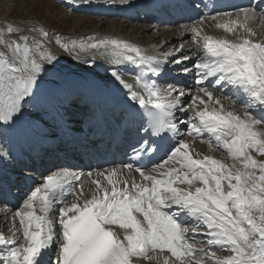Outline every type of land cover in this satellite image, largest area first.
<instances>
[{
  "label": "snow or ice",
  "instance_id": "snow-or-ice-1",
  "mask_svg": "<svg viewBox=\"0 0 264 264\" xmlns=\"http://www.w3.org/2000/svg\"><path fill=\"white\" fill-rule=\"evenodd\" d=\"M261 5L264 0H249L234 14L212 17L216 28L235 39L202 36L199 26L185 27L202 56L182 55L183 45L149 55L124 39L96 38L71 47L56 40L75 59L92 49L102 57L111 54L106 71L122 90L127 114L140 117L139 139L130 145L132 163L95 170L90 198L80 183L83 172L61 167L43 175L13 213L19 227L11 237L0 233V264H264V38L257 39L249 24L258 18V8L264 19ZM203 23L201 17L198 24ZM59 35L44 26L0 28V127L19 126L22 132L38 127L46 108L42 74L58 71L57 56L45 42ZM169 61L192 63L182 72L195 73V93L160 85ZM127 64L152 78L138 74L134 83L126 81L120 66ZM217 90L248 107L242 113L226 110ZM29 107L34 119L24 121ZM181 127L194 138L208 134L209 148L226 152L231 163L194 157L189 141L180 138ZM165 138L161 162L152 163ZM145 153L150 168L139 163ZM11 158V149L0 146V161ZM68 196L73 198L65 202ZM214 248L227 255L217 256Z\"/></svg>",
  "mask_w": 264,
  "mask_h": 264
},
{
  "label": "rangeland",
  "instance_id": "rangeland-1",
  "mask_svg": "<svg viewBox=\"0 0 264 264\" xmlns=\"http://www.w3.org/2000/svg\"><path fill=\"white\" fill-rule=\"evenodd\" d=\"M93 1H97V2L90 4ZM119 1L120 0H89V3H84V0H14V1H12L13 3L11 2L10 4H7L9 17H4L3 15H0V28L6 27L8 23H12L14 25H20V26H23L25 28L33 27V26L39 28L40 26H44L46 28V30L49 31V33H52V32L60 33L59 36H50L49 40L45 42L46 46L48 49H50L57 56L56 68L58 70H66V69L71 70L72 69V73H74L75 75L80 70H82L83 67H84L83 69L87 68V69L93 70V69H96V68L101 66V69H104V66L106 67L107 65H109L108 61H109V59H111V54H109L108 52H105L104 56L102 57L99 54V52L92 49L91 50L92 53L80 52V58L75 59L74 58L75 53L70 55L69 52L64 51L60 47V45L56 44V40H60L64 43H68L69 47H71L73 42H75L77 45H79L81 43H84V44L94 43L93 41L97 37L96 34H94L95 32L100 33V35H99L100 37H105L107 35L112 36V35H109V32L114 31V33H115L114 38H116V39H127V41L132 42L131 40H133V37H134L135 38L134 42L136 44L141 45L142 46L141 48H143L144 50H146L148 52L163 53V52L172 51L173 49H176L178 46V43H176L177 41H173L175 39L181 40L182 43L180 44V46L183 45L184 53H186L185 56H193L194 55L195 51L191 50L190 42H191L193 47H195L197 50H199V48L193 44V40H192L193 33L188 32L187 38H183V36L178 38L177 36L182 31H184L185 27L192 28L193 26H199L201 28L200 24L198 25L200 18L197 20H191L187 23H181V24L179 23L177 25L173 24V26L172 25H170V26H168V25L167 26L157 25L154 28H151V26H149L148 23H139V22L130 23V21H128V19H126V18L123 19V18H120L118 16H102L99 14H93L94 7L92 5H95V4L100 5L98 2H102V3H108V4L111 3L114 5V7L120 8L119 5H117ZM1 3H2V0H0V5H1ZM83 4H89L88 7L91 8L89 10L92 13H85V12L81 11L80 7ZM108 9H110V8H108ZM257 10H258V12H257L258 18L255 19V22H254L256 28H258L259 25H262V27L264 26V23H262L264 20L262 19L263 21H261L259 18L260 10L259 9H257ZM234 12H232V13H234ZM95 13H98V12L95 11ZM136 13H138V12L136 11ZM212 17H214V16H207L206 19H208V18L212 19ZM206 19L204 18V21ZM82 20H85L86 22L81 23ZM79 24H81V27L78 26ZM101 24H103V27L99 28ZM179 25H180V27H178ZM77 28H78V30H77ZM118 28L119 29L122 28L123 34L119 31ZM89 31H91V33ZM141 31H143V33L140 36ZM205 32L208 33L206 35L212 34V36L214 35V37L216 35L215 34L216 32H214V34H213V32L210 31V29H205V30L201 29V35L202 36L205 35ZM89 34L94 36V39L92 37L86 39L85 36H87ZM174 34H176L175 35L176 37L172 36ZM160 36H162L163 41L165 39H167V41H165V42H168V43H164V45H161V43H158L160 41ZM261 36H263V38H264V35L261 34ZM37 37H38V34H37ZM130 37H132V38L130 39ZM136 37L140 38L141 40L137 39ZM200 43H202V41H200ZM173 47H175V48H173ZM199 51H201V50H199ZM81 60H83L82 61L83 64L79 63ZM100 63H104V64L101 65ZM96 64H97V67H96ZM83 65H85V66H83ZM128 65L122 66L123 69H126V71H127ZM107 68L108 67H106V69ZM105 70H104V73L106 72ZM92 72H94V71H92ZM56 73H59V72H56ZM166 76H167V73L163 74L161 76L162 78L159 79V82H162V80L164 81L166 79L169 80V78H171L168 76H167L168 77L167 78ZM122 77L128 82L134 83V79L131 76V74H129V75L122 74ZM110 79L113 80V78L111 76H110ZM160 85H162L164 87L168 86V84H163V83H160ZM177 88H179V87H177ZM183 90L186 92L191 91L192 93H195L196 92L195 91L196 90L195 82L192 83L188 88H183ZM221 93H222L221 91H219V92L217 91V92H215V95L220 96L222 99L226 100L229 105L232 106L234 99L229 97L227 92L225 93L226 94L225 96L220 95ZM225 97H227V98H225ZM184 103H186V105H184L185 108L189 107L191 104V97H188L187 99H185ZM200 107H203V105H201ZM235 107L237 108L236 110H238V112L240 113L241 110L238 109L237 106H235ZM27 110H29V108ZM242 110H243V108H242ZM191 114H192L191 112L188 113L189 116H191ZM187 118L188 117H186V116H180V119H187ZM40 121L43 124L45 123L42 120H40ZM204 135L201 138L195 137L196 138L195 139L193 136H190L188 134V130L186 128H184V129H182V134H181L180 138L188 140L189 145L192 146L193 152H195L197 155V154L205 153L209 147L208 144L210 142V137L208 134H204ZM213 140H214V138H213ZM6 143L7 142H4V144H6ZM211 152L213 153L212 156H214L217 159H221V160L227 159L226 152H224L220 149H214V150L211 149ZM227 162L231 163V160L227 159ZM103 170H105V169H103ZM93 175L95 176V171H93ZM89 182H90L89 177H86V176H84L80 182L83 185L85 193H87V194L92 192V189H93L92 186H94V185H92L91 187H89V185H88ZM34 185L37 186L36 184H34ZM32 190H34V189H32ZM29 195H30V193H29ZM72 198H73L72 196H69L67 200L70 201ZM67 200L65 202H67ZM18 207L14 208V211L11 209V211H13L11 213H14ZM11 208H13V207H11ZM12 216H13V214H12ZM12 216L10 213H8L6 215L0 214V219L4 220V222L2 220H0L1 221L0 227L3 226V230L5 232L8 229V225H12V223H11V222H13ZM5 221H6V223H5ZM15 224L17 225L16 228H18L19 227L18 222H16ZM190 233H191V229L189 230V234ZM196 239L200 240V237L198 236V237H196ZM189 243H192L191 239L189 240ZM195 246L200 247V245H195ZM212 250L216 252L217 256L222 257L226 254L225 250L219 249L218 252L215 249H212ZM51 254H52V256H54L55 251H53Z\"/></svg>",
  "mask_w": 264,
  "mask_h": 264
},
{
  "label": "bare ground",
  "instance_id": "bare-ground-1",
  "mask_svg": "<svg viewBox=\"0 0 264 264\" xmlns=\"http://www.w3.org/2000/svg\"><path fill=\"white\" fill-rule=\"evenodd\" d=\"M12 1H14V0H2V3H1V7H0V15H3L4 17H9V12H8V7H7V4H10ZM147 1H150V0H147ZM242 1H244V0H242ZM13 3V2H12ZM132 4H136V3H132ZM95 5H98V4H95ZM138 5H142V4H138ZM249 4H247V5H245V4H243V5H241V6H248ZM9 6V5H8ZM93 6V5H92ZM7 7V8H6ZM103 8H105V9H108L109 7H108V5H98V6H96V8H94V10L96 11V10H98V11H101V9H103ZM235 13V12H234ZM233 13V14H234ZM201 14H202V12H201ZM192 17L193 16H191L190 18H187L184 22H182V23H187V22H189V21H191V19H192ZM196 18V17H195ZM195 18H193V19H195ZM219 19V18H218ZM225 19H227V18H225ZM261 21H263L262 19H260ZM84 22H86L85 20H82L81 21V23H84ZM255 20L254 21H250L249 22V24H250V26L253 28V30L257 33V39H259V38H263V36H261V34L262 35H264V26L262 27V25H259V27L258 28H256V26H255ZM254 23V24H253ZM262 23H264V21L262 22ZM104 24V23H103ZM103 24H101L100 25V27L99 28H102L103 27ZM215 24H216V21H213V19H210V18H208V19H206L205 21H204V23L202 24V25H200L201 26V29L203 30H205V29H210V31H212L213 32V34H214V32H216L215 34V37L216 38H227V39H235V37L233 36V34H231V33H227V32H225L223 29H218V28H216V26H215ZM199 25V24H198ZM79 27H81V24H79L78 25ZM77 26V27H78ZM119 29V28H118ZM77 30H78V28H77ZM119 31L123 34V30H122V28H120L119 29ZM175 32V31H174ZM211 32V33H212ZM142 33H143V31H141V33H140V36L142 35ZM172 33V32H171ZM95 34V33H94ZM106 34V33H105ZM109 34H111L112 35V38L111 39H113L114 37H115V33H114V31L112 32H109ZM206 34H208V33H206L205 32V35ZM210 34V33H209ZM240 34H242V33H240ZM176 34H174V35H172V36H174V37H176L175 36ZM212 35V34H211ZM183 36V38H187L188 37V33L187 34H185V32L184 31H182L180 34H178V38L179 37H182ZM214 36V35H213ZM169 37V36H168ZM259 37V38H258ZM116 39V38H115ZM95 41H96V39H95ZM127 41V40H126ZM181 41V40H180ZM129 42V41H128ZM168 43V42H167ZM152 51V50H151ZM150 53H153V54H155L154 52H150ZM110 54V53H109ZM82 61L83 60H81L79 63H82ZM83 64V63H82ZM128 65V64H127ZM130 65V64H129ZM83 66H85V65H83ZM101 67V66H100ZM100 67H98L97 69H93V70H90V69H83L82 67V70H80L79 72H78V75H79V77H80V82L82 83L83 82V78H87V76H85V73L87 72V71H89V74H90V76H93V75H98L99 77H103V74L102 73H100L101 71H104L105 69H106V67L104 66V69H101ZM92 71H94V72H92ZM166 71L167 70H164V73L163 74H165L166 73ZM42 75H44V80H43V82L44 83H49L48 81H47V79H49L50 77H53V76H57L56 75V72L55 73H48V74H42ZM56 77H54V79H55ZM146 78V77H145ZM99 79V78H98ZM94 81V80H93ZM112 82H114V80H111ZM95 82H97V81H95ZM56 83V82H55ZM54 83V84H55ZM114 83H116V82H114ZM54 84L53 85H50L49 87H51L52 89H55V92L57 93L58 92V89H56V87L54 86ZM80 85V84H79ZM56 86L58 87L59 86V84H56ZM68 88H70V92H71V94L73 95V94H75L76 93V91H75V89L77 90V88H75V86H67ZM74 90H73V89ZM119 89H121V88H119ZM43 92H46L45 90L43 91ZM72 99H74V97L73 98H71L70 100H72ZM233 102H234V100H233ZM223 103H224V107H225V109L226 110H234L233 109V107H235V104L233 103V105L231 106V105H229L228 104V102L226 101V100H224L223 99ZM73 106V105H72ZM97 106H98V104H97ZM70 109H71V112H73V111H76L77 109H75V108H73V107H69ZM80 108V107H79ZM235 111V110H234ZM235 112H237V113H239L238 112V110H236ZM121 113H119V115H120ZM104 114H102L101 116H103ZM25 116H27L26 114H25ZM28 117V116H27ZM79 118V116H75V120H78V118ZM1 128H3V127H0V129ZM5 132L4 133H1L0 132V146H3L4 148H6V146H5V144H4V142H7L6 144L7 145H10L11 143H12V141H10L9 139H8V137H9V135H10V131H8V127H6L5 126ZM41 129H43L42 127H40ZM4 135H5V137H4ZM173 134L172 133H169L168 134V136L169 137H171ZM205 136V135H204ZM21 137V136H20ZM38 138V137H37ZM198 138H201V137H198ZM166 139V138H165ZM196 139V138H195ZM64 146H66V145H64ZM64 146H62V147H64ZM31 148H33V147H31ZM31 148H30V150H31ZM37 148V147H36ZM38 149H40V150H42V151H39V152H35V153H32L31 155L32 156H42L43 154L45 155V156H47V154L48 153H50V152H52L50 149H48V148H42V147H38ZM27 150V152L29 151V149H26ZM190 153L195 157L196 156V153L195 152H193V150H192V146H190ZM201 156V158H202V156L203 155H213V153L211 152V149L208 147V149H207V151L205 152V153H202V154H200ZM44 156V157H45ZM214 157V156H213ZM13 158H15L14 156H12V158L11 159H6V160H4L5 162V164L6 165H9V164H12L13 163ZM68 158V157H67ZM215 158V157H214ZM162 159V158H161ZM161 159L159 160V162L161 161ZM159 162H157V163H159ZM44 164V166L43 167H46L47 166V164L46 163H43ZM109 168H111V165L110 166H108ZM109 168H107V169H109ZM125 170H127V169H124V171H123V175H125V176H128L129 175V173H128V170L127 171H125ZM127 172V173H126ZM131 175L132 176H134L135 178H136V180L137 181H139V174L138 173H136L135 171H132V173H131ZM84 176H86V177H88L87 176V174H85ZM83 176V177H84ZM82 177V178H83ZM96 177L93 175L92 177H89V183H88V185H89V187H91L92 186V184H91V181L93 180V179H95ZM92 179V180H91ZM82 180V179H81ZM84 180V179H83ZM85 181V180H84ZM85 183V182H84ZM105 183H106V181H105ZM40 184H38L37 186H39ZM87 185V184H86ZM37 186H35L34 185V187H37ZM92 188L94 189L95 188V186H92ZM35 189V188H34ZM93 189H92V191H93ZM31 192V191H30ZM91 194H92V192L91 193H88L87 195H88V198H90L91 197ZM26 196V195H25ZM13 208H11L10 206L9 207H7L8 209L10 208V210L8 211V212H13L14 211V206H12ZM11 209L13 210V211H11ZM1 215H3L2 213H0ZM0 220H3V219H0ZM1 222V221H0ZM8 222V221H7ZM5 223H6V221H5ZM215 249V248H214ZM52 255V254H51Z\"/></svg>",
  "mask_w": 264,
  "mask_h": 264
}]
</instances>
